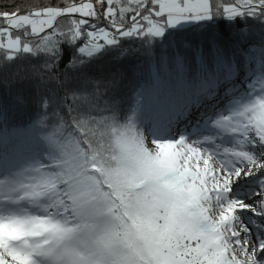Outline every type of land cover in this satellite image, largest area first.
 Here are the masks:
<instances>
[{
	"label": "snow or ice",
	"instance_id": "6c2138e0",
	"mask_svg": "<svg viewBox=\"0 0 264 264\" xmlns=\"http://www.w3.org/2000/svg\"><path fill=\"white\" fill-rule=\"evenodd\" d=\"M9 7L0 70L37 63L25 123L0 109V264H264V0ZM110 52L143 57L126 93L82 71Z\"/></svg>",
	"mask_w": 264,
	"mask_h": 264
},
{
	"label": "trees",
	"instance_id": "16d2710c",
	"mask_svg": "<svg viewBox=\"0 0 264 264\" xmlns=\"http://www.w3.org/2000/svg\"><path fill=\"white\" fill-rule=\"evenodd\" d=\"M51 2L52 0H0V11H10L9 5L17 3L24 6H37ZM237 24H239V21H237ZM253 24L254 22L250 20L249 25L252 26ZM227 30L226 26L221 22L220 31L227 33ZM255 30L259 31L258 25L255 26ZM129 43L127 38H125V49L129 47ZM73 52L74 49L68 46L64 47V56L60 64L61 70L68 65L69 60L73 57ZM142 60L143 57L139 55L121 56L110 52L105 55H98L97 58L92 59L82 71L84 74L95 77L98 80L109 81L120 79L119 89L121 93H126L128 92V86L134 82L133 72L134 70L139 71L137 64ZM29 63H37V61L29 59L17 60L3 70H0V109L8 114L9 125H22L31 114V105L27 109H21L14 104L13 100L17 94H23L31 98L35 82L32 80L21 81L19 79H12L13 74L17 71H19L20 75H25ZM77 82L73 81V83Z\"/></svg>",
	"mask_w": 264,
	"mask_h": 264
}]
</instances>
